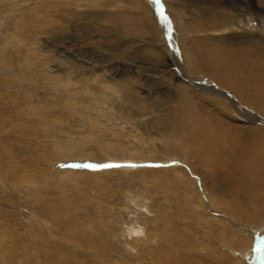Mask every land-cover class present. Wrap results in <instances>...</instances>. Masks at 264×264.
Segmentation results:
<instances>
[{"label": "rangeland", "instance_id": "obj_1", "mask_svg": "<svg viewBox=\"0 0 264 264\" xmlns=\"http://www.w3.org/2000/svg\"><path fill=\"white\" fill-rule=\"evenodd\" d=\"M202 1L0 0V264L264 260V5Z\"/></svg>", "mask_w": 264, "mask_h": 264}, {"label": "bare ground", "instance_id": "obj_2", "mask_svg": "<svg viewBox=\"0 0 264 264\" xmlns=\"http://www.w3.org/2000/svg\"><path fill=\"white\" fill-rule=\"evenodd\" d=\"M194 1H196V2H203L202 0H194ZM250 0H248V1H245L244 0V4H243V8H237L239 5H237L236 3V5H237V7H233V6H230L229 8H227L228 10H226V11H228V12H223V13H221V11L219 12V6L222 4H220L219 3V0L217 1V0H209V1H206V3H207V6H205V9L202 7L201 9H203V10H205V11H209L210 12V14H208V13H206L205 12V15L203 14V23H200V24H198L199 25V30H198V32L199 33H201V34H199V36H200V39L201 38H204V40H206V36L207 35H209V33L207 34L206 33V31H208V32H212V31H216L217 32V35H220V37H216L217 39L219 38H221V40L223 39V38H226L227 36L226 35H222V33L224 32V31H233V30H237L238 31V33H239V35L241 34V33H244V35H242V36H240L239 37V39H240V41L239 42H236V43H238L240 46H244V47H250V45H247L248 44V42H247V38H248V41H253L254 40V38H255V34H249V33H247L245 30H246V27L244 26V23H245V19H244V13H246L247 11L249 12L250 11V9L249 8H247L246 7V3H248ZM237 2V1H236ZM257 2H258V4L260 3L261 5H264V0H257ZM204 3V2H203ZM231 4V3H230ZM239 4V3H238ZM143 5V4H142ZM222 6V5H221ZM226 6H228V5H226ZM144 7V6H143ZM222 7H224V5L222 6ZM232 7V8H231ZM240 7V6H239ZM202 10V11H203ZM238 10H240L241 11V13H239V12H237L236 14L238 15V19L237 20H239V22H236L235 21V17H237V16H235L236 14H233L231 11H233L234 13L236 12V11H238ZM204 17H206L205 19H204ZM183 27V26H182ZM211 27H213V28H211ZM181 28V27H180ZM184 28V27H183ZM183 28L181 29L182 31V33H184L183 31ZM187 29V28H186ZM241 32V33H240ZM246 32V33H245ZM220 33V34H219ZM232 34V33H231ZM183 35V34H182ZM227 38H229V37H227ZM195 39V38H194ZM197 39V38H196ZM218 39V40H219ZM199 40V39H198ZM203 40V39H202ZM225 40V39H224ZM234 41V40H233ZM232 41V42H233ZM190 42V41H189ZM188 42V43H189ZM203 43H204V41H202ZM255 43H256V41H254ZM253 42V43H254ZM202 43V44H203ZM231 43V42H230ZM236 43H231V44H236ZM190 44H191V42H190ZM192 45L195 47H199V45L196 43V45H195V40H193L192 41ZM208 45V44H207ZM206 45V46H207ZM226 45V44H225ZM191 46V45H190ZM192 46V47H193ZM236 46H237V44H236ZM203 47V46H202ZM234 48V47H233ZM216 48H214V50H215ZM243 49H245V48H243ZM204 50V49H203ZM219 50V49H218ZM231 50V49H230ZM229 50V51H230ZM227 51L228 53L227 54H229L230 53V57L235 53V52H238V51H235V52H232V51ZM242 51V50H241ZM246 51H248V50H246ZM184 52H185V50H184ZM191 52V51H190ZM197 52V51H196ZM200 52V51H199ZM198 52V53H199ZM205 52V51H204ZM194 53V52H193ZM206 53H208V52H206ZM190 55L191 53H189V52H187V55ZM204 54V53H203ZM226 54V55H227ZM242 54V53H241ZM225 55V54H224ZM246 55V54H245ZM197 56V55H196ZM227 57V56H226ZM242 57V56H241ZM189 58V57H188ZM187 58V59H188ZM194 58V57H193ZM225 58V57H224ZM233 58V57H232ZM236 58V57H235ZM243 58V57H242ZM261 58H263V57H261ZM220 59V58H219ZM218 59V60H219ZM227 59V58H226ZM231 59V58H230ZM199 60V59H198ZM209 60H210V58H209ZM235 59H233V61H234ZM264 60V59H263ZM217 61V60H216ZM196 62V61H195ZM212 62V61H211ZM218 62V61H217ZM225 62V61H224ZM227 62H229V60L227 61ZM234 63V62H233ZM253 63V62H252ZM187 64L189 65V67H190V69H189V73H190V79H191V81H193L194 80V76L192 77V73L193 72H195L197 69H198V67H197V63H194L193 61H191V59H188L187 60ZM227 64V63H226ZM233 66H235V65H233ZM256 67V66H255ZM237 68V67H236ZM258 68V67H257ZM213 71V70H212ZM254 71V70H253ZM190 81V80H189ZM194 82V81H193ZM195 83V82H194ZM193 83V84H194ZM199 84V85H198ZM198 84H195L194 86H196V91H198V90H200L201 92L200 93H203L204 95L205 94H207V95H209L210 94V98H211V95H214V96H216V97H218V98H220V96H223L224 94H222L218 89V91H216L215 89H213V86L211 85V87H209V85L207 84L206 85V83L204 84V83H198ZM216 87V86H215ZM242 90V89H241ZM214 91V92H213ZM199 92V91H198ZM213 92V93H212ZM216 92V93H215ZM227 93V92H226ZM225 96V95H224ZM229 96H231V95H229ZM216 97H215V99H216ZM200 98V97H199ZM207 98H209V97H207ZM216 100H218V99H216ZM221 100V99H220ZM219 100V101H220ZM235 100V99H234ZM237 101V100H236ZM209 102V101H208ZM221 102V101H220ZM224 102V101H223ZM219 103V102H218ZM233 106H234V108H236L237 109V106L235 105V103H233ZM238 110V109H237ZM236 110V111H237ZM252 116V115H251ZM249 117V116H248ZM183 120H184V118H183ZM220 120H221V118H220ZM184 122V121H183ZM206 127H207V125H206ZM228 134V133H227ZM214 136H215V134H214ZM217 136V135H216ZM226 137V136H225ZM230 137V136H229ZM214 138V137H213ZM246 138V137H245ZM220 140L221 138H218V137H215V140ZM228 139V138H227ZM195 140V139H194ZM199 140V139H198ZM211 140V139H210ZM213 140V139H212ZM218 142V141H217ZM217 142H214V143H217ZM209 143H211V141H209ZM180 145V144H179ZM214 146V145H213ZM188 148V147H187ZM197 148V147H196ZM199 149V148H198ZM231 151V150H230ZM219 152V151H218ZM209 159V158H208ZM80 161V164H79V166L80 167H83V168H86L84 165H86L87 163L85 162V161H83V160H79ZM78 162V161H77ZM79 163V162H78ZM97 163V162H96ZM96 163H92V164H96ZM71 165H73V164H71ZM98 165V164H97ZM232 170V169H231ZM238 181V180H237ZM19 183V182H18ZM236 183V182H235ZM237 184V183H236ZM20 185V184H19ZM208 200L207 199H205V202H207ZM222 202V201H221ZM210 209H212V208H210ZM212 211H214V210H212ZM215 212V211H214ZM215 217H218V219H221V221H222V219L223 218H221L220 216V214H218V213H216L215 212V215H214ZM228 218V217H227ZM227 222L229 221V220H226ZM223 222H225L224 220H223ZM232 222V221H231ZM227 225H228V223H227ZM233 225H235L236 227L238 226V223H233ZM230 227V226H229ZM236 229V228H235ZM169 232V231H168ZM143 233V232H142ZM207 233V232H206ZM141 234V233H140ZM142 235V234H141ZM150 235V234H149ZM159 235V234H158ZM199 235V234H198ZM215 235V234H214ZM135 236V235H134ZM143 236V235H142ZM203 236V235H202ZM208 236H210V235H208ZM175 237V236H174ZM177 237V236H176ZM136 238H138V237H136ZM240 238V237H239ZM244 238V237H243ZM167 239H170V238H167ZM167 239L165 240V241H167ZM138 240V239H137ZM155 240V239H154ZM153 240V241H154ZM157 240V239H156ZM241 240V239H240ZM136 241V240H135ZM180 241V240H179ZM261 241V240H260ZM145 242V241H144ZM183 242H185V241H183ZM243 242V241H242ZM182 244V243H181ZM250 244V243H249ZM138 245V244H137ZM176 245V244H175ZM215 246V245H214ZM136 247V246H135ZM139 247V246H138ZM143 247V246H142ZM155 247V246H154ZM222 249L224 248V247H222V245L220 246ZM250 247V246H249ZM137 248V247H136ZM135 248V249H136ZM140 248V247H139ZM156 249H151V253H152V255H149V257H150V261H148V264H166L165 263V261L164 260H162V256L164 255H161V251L160 250H158V248L157 247H155ZM228 248V247H227ZM134 249V248H133ZM230 251V250H229ZM132 252H134V251H132ZM149 253V252H148ZM162 253H165V252H162ZM138 254V253H137ZM167 254V253H166ZM130 255H132V254H130ZM148 256V255H147ZM261 258H262V256H261ZM261 258H259V259H261ZM137 259V262H135L136 264H140L139 263V260H140V258H136ZM173 259V258H172ZM166 260V259H165ZM173 261V260H172ZM171 261V262H172ZM175 261V260H174ZM260 261H262V260H260ZM128 262V261H127ZM126 262V263H127ZM141 262V261H140ZM170 262V261H169ZM168 262V263H169ZM176 262H177V264H182V263H179V261H177L176 260ZM167 263V264H168ZM172 264H174V262L172 263ZM259 264H264V260L262 261V262H259Z\"/></svg>", "mask_w": 264, "mask_h": 264}, {"label": "snow or ice", "instance_id": "obj_3", "mask_svg": "<svg viewBox=\"0 0 264 264\" xmlns=\"http://www.w3.org/2000/svg\"><path fill=\"white\" fill-rule=\"evenodd\" d=\"M153 3L159 5L160 3V0H153ZM160 17L161 19L166 22L167 21V18L164 16V13H163V10L162 8L160 9ZM76 167H79V165H74ZM85 167H88V168H92V169H98V168H108V167H120V165H108V164H87V165H84Z\"/></svg>", "mask_w": 264, "mask_h": 264}, {"label": "water", "instance_id": "obj_4", "mask_svg": "<svg viewBox=\"0 0 264 264\" xmlns=\"http://www.w3.org/2000/svg\"><path fill=\"white\" fill-rule=\"evenodd\" d=\"M155 6H157V4L154 3Z\"/></svg>", "mask_w": 264, "mask_h": 264}]
</instances>
